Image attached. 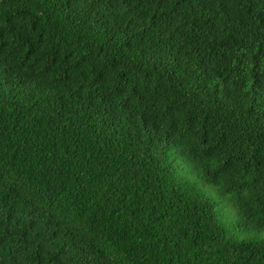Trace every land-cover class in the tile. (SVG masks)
Listing matches in <instances>:
<instances>
[{"label": "trees", "instance_id": "trees-1", "mask_svg": "<svg viewBox=\"0 0 264 264\" xmlns=\"http://www.w3.org/2000/svg\"><path fill=\"white\" fill-rule=\"evenodd\" d=\"M264 0H0V264H264Z\"/></svg>", "mask_w": 264, "mask_h": 264}, {"label": "rangeland", "instance_id": "rangeland-1", "mask_svg": "<svg viewBox=\"0 0 264 264\" xmlns=\"http://www.w3.org/2000/svg\"><path fill=\"white\" fill-rule=\"evenodd\" d=\"M262 234L264 235V229H262Z\"/></svg>", "mask_w": 264, "mask_h": 264}]
</instances>
